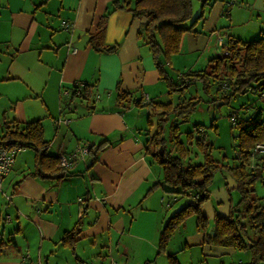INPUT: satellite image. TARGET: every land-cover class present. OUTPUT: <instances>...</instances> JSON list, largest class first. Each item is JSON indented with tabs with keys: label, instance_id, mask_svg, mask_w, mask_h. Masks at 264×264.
Masks as SVG:
<instances>
[{
	"label": "crops",
	"instance_id": "obj_1",
	"mask_svg": "<svg viewBox=\"0 0 264 264\" xmlns=\"http://www.w3.org/2000/svg\"><path fill=\"white\" fill-rule=\"evenodd\" d=\"M114 1L0 0V121L22 125L40 119L48 152L56 155L70 156L82 146L108 140L96 160L87 152L70 159L65 177L58 182L30 174L33 149L16 154L0 186V264H168L169 254L178 259L176 249L169 246L171 239L166 250L157 253L159 233L175 210L171 211L172 200L164 204L163 192L169 190L153 186L161 181V168L145 153L154 115L133 105L122 109L115 99L118 82L145 101L162 98L167 87L149 47L138 37L146 18L114 8ZM123 1L122 5L132 4ZM244 2L250 5L246 14L233 12L231 0H192V12L193 6L204 7L193 35L196 42L204 39L202 55L200 51L182 67L176 65L182 39L168 73L170 68L178 70V76L199 70L194 68L203 54L205 65L211 57L224 54L229 35L248 40L244 37L248 24L252 32L262 34L264 19H259L264 18V0ZM241 23L243 27L236 26ZM99 24L104 26V42L117 44L116 51L91 47L89 36ZM78 83L92 85L89 102L62 93ZM144 112L146 116L141 115ZM227 197L217 199L210 193L200 206L201 214L209 221L215 214L227 216ZM78 219L73 245L64 244L62 237ZM196 224L195 218L193 229L184 230L180 250L200 247L214 255L234 250L208 243ZM185 227L184 221L177 229ZM208 231L212 234L213 228ZM159 254L164 255L160 261Z\"/></svg>",
	"mask_w": 264,
	"mask_h": 264
},
{
	"label": "trees",
	"instance_id": "obj_2",
	"mask_svg": "<svg viewBox=\"0 0 264 264\" xmlns=\"http://www.w3.org/2000/svg\"><path fill=\"white\" fill-rule=\"evenodd\" d=\"M122 2L115 0L114 8L123 7L133 17L146 18L138 30V37L149 47L159 78L166 83L168 94L183 93L192 82L199 81L203 91L211 97L209 101L215 103H227L237 94L247 91L264 97V35L248 40L229 35L224 43L223 55L211 57L202 69L184 71L174 80L167 71L171 57L180 51L185 31L195 34L194 26L204 17V7L201 6L192 18V0H132L131 5H122ZM103 37L104 26L99 24L97 30L89 36L91 47L96 51H116L118 45L106 44ZM69 91V99L79 97L89 102L93 95L92 85L87 83L73 84ZM133 92L120 88L118 82L115 96L118 106L125 109L133 105L159 113L156 129L145 143V153L161 168V181L153 186L164 185L171 192L188 196L187 201L165 221L158 236L157 253L166 250L175 230L187 217L194 215L197 228L204 231L209 243L233 249H249L250 259L242 264H264V196H258L254 187L258 179H263L264 171L263 158L259 156L264 148L256 149L257 144H263L264 147L263 109L253 107L252 111H244V115L237 111L228 114L231 126L236 128L234 161L228 163L226 155L219 160L213 156V144L205 140L201 124H195L184 139L180 137L179 124L187 120L197 108V96L173 103L171 100L163 102L148 98L145 101ZM242 107H245L244 104ZM166 123H169L172 150L166 146ZM0 127V145H21L24 149L34 150L32 176L52 178L57 182L65 177L68 167L59 164V154L48 152V142L44 139L40 119L28 120L22 125L4 121ZM106 143L108 140L104 138L88 147L87 154L92 161L96 160L97 152ZM193 145L202 154L200 162L191 161L192 150L188 146ZM218 171H226L231 177L233 184L225 181L227 190H236L239 198L233 202L229 193L228 215L215 214L209 221L201 214L200 206L209 198V186ZM79 224L78 219L76 225L65 232L62 237L64 244L73 245L74 237L80 229ZM210 226H213L212 234L208 231ZM168 262L180 264L173 254L168 255Z\"/></svg>",
	"mask_w": 264,
	"mask_h": 264
},
{
	"label": "rangeland",
	"instance_id": "obj_3",
	"mask_svg": "<svg viewBox=\"0 0 264 264\" xmlns=\"http://www.w3.org/2000/svg\"><path fill=\"white\" fill-rule=\"evenodd\" d=\"M229 1L230 0H228V2ZM244 1L245 0H231L232 2L231 9L233 8V12L235 11L238 13L243 10L244 12L243 14H246L244 10H247L248 12L250 10L249 8L250 5L246 6V3ZM194 2H197V0H194ZM251 3L252 2H250L249 4ZM199 9L200 7L198 5L193 6L192 18L195 17V15L199 12ZM227 19L230 20L229 17H227ZM263 19L264 18L261 17L259 21H262ZM255 20L256 19H254V21ZM237 21L238 19H236L234 22H237ZM254 24L256 23L254 22ZM236 26L243 27V24L242 23L236 24ZM246 27L249 28V32L244 34L245 35L244 37H248L246 39L264 35L263 34L264 31L262 34L256 33V30L252 32V28H251L252 25L250 24H248ZM193 35L194 33L191 31H185L183 34L182 39L184 42V46L181 45L182 46L181 47L182 50L180 49L181 53L178 55V57H176V65L180 67H182V65L186 63L187 59L194 58L196 55L198 56L202 53L201 48L204 43V39L203 41L199 39V41L196 42ZM204 57L206 56H204L203 54L201 61L198 62L197 66H195L194 69H200L205 66ZM169 73L174 78V80L178 78V73H179L178 70H173L172 68H170ZM190 96H197L199 99V102L197 104V108L190 114L188 119L185 121H182L179 124V131H180L181 139L185 138V134L188 131H191L195 124H201L204 130L205 140L213 144V147H214L212 150L213 156L219 160L223 158L224 155H226L225 156L226 162L231 163L232 161H234L233 156L235 154V148H236L235 146L236 139L234 137L236 134V128L231 126V121H230L228 114L230 113V111H237L239 112V114L244 115L245 113L244 111L246 112L252 111L253 107H255V109L256 108L263 109V117H264V101L260 100L258 93L247 91L246 93H243V94H237L232 99H230L227 103L226 102L224 103L216 102L215 103V102L209 101L211 97L206 95L199 81L192 82L185 89L183 93L173 92L172 94H168L166 92V95L162 96V98H155L154 100H160L163 102H167L171 100L173 101V103H176L177 101L185 100ZM243 104L245 107H242ZM146 114L147 113L144 112L141 115L146 116ZM151 115H154V121H155V124L152 129V132H153L156 129V122L158 120L159 113L154 111V112H151ZM0 130H1V127H0ZM164 137L166 139L167 149L172 150L173 144L170 141L171 135L169 131V123L165 124ZM188 147L190 150H192V153H191L192 160L191 161L193 163L200 162L202 160V154L198 151V149L194 145L188 146ZM196 153L198 154L197 157L195 156ZM259 156H262L263 164H264V152L260 153ZM256 161H259V159L256 158ZM157 165H158L157 163L154 164L155 167ZM262 178L263 179H258L254 185L255 192L258 196H264V171H263ZM225 181H228V184L230 185L233 184L231 177L226 173V171H223V172L218 171L214 175L213 180L209 186L210 188L209 193H211L212 197L214 196L217 199H221V197L224 198L225 196L226 197L228 196L227 197L228 202L230 200L229 193H231V199L233 200V202L237 201L239 198V194L237 193L236 190H232L229 192L227 190V185ZM165 189H168V187H165ZM163 193H164V196L165 195L167 196L166 200L164 201V204L168 203L167 200H172L171 211L176 210L179 207H181V205L188 199V197L185 196L184 194H178L176 192L168 191V192H163ZM194 219H195L194 215L187 217V219L185 220L186 229H182L181 231H178L179 229L175 230L169 242V246L170 247L172 246L173 248L176 249L177 251L176 255L178 256V259L180 260L181 264H242V263L247 262L250 259L249 249H234V250H231L230 252H226V253L219 254V255H214L213 250H211L208 253L206 251H205L206 253L202 252L200 247L199 248L192 247L191 249L180 250L178 247L184 241V234H185L184 230L188 231V230L193 229L192 225H193ZM211 228H213V226H211ZM225 247L228 248L229 246H225ZM162 258H164V255L159 254L158 260L160 261V259Z\"/></svg>",
	"mask_w": 264,
	"mask_h": 264
},
{
	"label": "built area",
	"instance_id": "obj_4",
	"mask_svg": "<svg viewBox=\"0 0 264 264\" xmlns=\"http://www.w3.org/2000/svg\"><path fill=\"white\" fill-rule=\"evenodd\" d=\"M65 26L68 27V24L65 23ZM218 43L223 44V39L221 36L218 38ZM69 88H65L62 90V93L64 95L69 94ZM2 125V122L0 121V126ZM263 144H257L256 149L262 150ZM24 149L21 145H14V146H7V145H0V186L1 181L4 178V176L11 170L12 165L15 160L16 154ZM88 150V146H82L75 152H72L70 156H65L64 154H59L60 156V165L61 166H69L71 161L70 159H75L79 156V154H85ZM116 264V263H115Z\"/></svg>",
	"mask_w": 264,
	"mask_h": 264
},
{
	"label": "water",
	"instance_id": "obj_5",
	"mask_svg": "<svg viewBox=\"0 0 264 264\" xmlns=\"http://www.w3.org/2000/svg\"><path fill=\"white\" fill-rule=\"evenodd\" d=\"M213 232V231H212Z\"/></svg>",
	"mask_w": 264,
	"mask_h": 264
}]
</instances>
